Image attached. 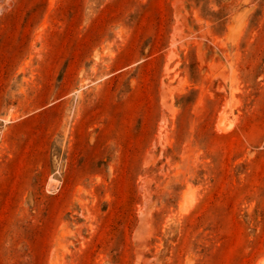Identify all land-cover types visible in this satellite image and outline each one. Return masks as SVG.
<instances>
[{"label": "rangeland", "instance_id": "1", "mask_svg": "<svg viewBox=\"0 0 264 264\" xmlns=\"http://www.w3.org/2000/svg\"><path fill=\"white\" fill-rule=\"evenodd\" d=\"M0 264H264V0H0Z\"/></svg>", "mask_w": 264, "mask_h": 264}]
</instances>
